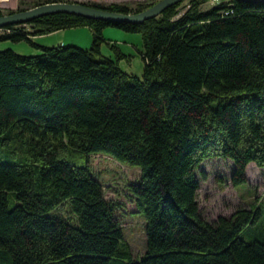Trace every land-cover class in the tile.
<instances>
[{
  "label": "trees",
  "instance_id": "16d2710c",
  "mask_svg": "<svg viewBox=\"0 0 264 264\" xmlns=\"http://www.w3.org/2000/svg\"><path fill=\"white\" fill-rule=\"evenodd\" d=\"M159 1L84 5L139 14ZM187 1L138 25L56 14L3 29L0 42L42 53L0 51V264H264V203L211 223L197 175L207 160L232 161L236 188L249 165L264 169V4ZM107 27L142 35V78L121 69L118 46L117 59L102 56ZM74 28L92 31L91 49L32 41ZM97 154L142 171L130 189L147 222L144 257L119 204L75 164Z\"/></svg>",
  "mask_w": 264,
  "mask_h": 264
},
{
  "label": "rangeland",
  "instance_id": "374dc122",
  "mask_svg": "<svg viewBox=\"0 0 264 264\" xmlns=\"http://www.w3.org/2000/svg\"><path fill=\"white\" fill-rule=\"evenodd\" d=\"M36 0H0V10L3 16L12 15L24 9L30 10ZM60 3H80L90 5H111L129 4L134 6L138 3L149 2L150 0H59ZM227 1V0H226ZM188 1L180 7L185 12ZM43 5V4H42ZM41 6V5H40ZM211 3L202 6V10L208 11L212 8ZM133 7V8H134ZM185 10V11H184ZM33 32L30 26L26 28ZM4 30H0V35ZM102 45V56L117 59L112 45L119 47L121 52L128 56L120 62L121 69L127 74L143 77L145 62L143 59L144 42L141 34L127 33L115 27H107L104 30ZM32 41L40 47L52 48L59 46H75L83 49H91L94 36L89 28H74L61 30L45 36H36ZM12 50L23 56H36L42 50L28 42H0V51ZM75 164L88 165L92 170L95 179L101 182L105 189V196L118 205V213L123 218L122 226L125 230L126 242L129 243L134 259L144 257L147 253L146 219L138 211L132 199L130 187L139 184L142 177L140 167L125 164L105 154L85 156ZM233 162L218 159L207 160L197 171L200 181L199 202L202 213L206 220L211 223L219 217H230L241 208H250L258 202L264 203V169L256 164H251L247 169L249 184L234 187L231 183ZM70 208V202H67ZM64 203V205H67ZM68 207H63L59 214H66ZM74 217V216H73ZM68 220L67 216L62 217ZM75 221H77L76 217Z\"/></svg>",
  "mask_w": 264,
  "mask_h": 264
},
{
  "label": "water",
  "instance_id": "95a60500",
  "mask_svg": "<svg viewBox=\"0 0 264 264\" xmlns=\"http://www.w3.org/2000/svg\"><path fill=\"white\" fill-rule=\"evenodd\" d=\"M185 0H161L150 9L139 14H124L93 8L80 3H51L0 17V30L9 26L27 25L39 18L56 14L80 16L90 20L104 21L114 24H143L148 20L158 18L167 9ZM252 4H264V0H238Z\"/></svg>",
  "mask_w": 264,
  "mask_h": 264
},
{
  "label": "bare ground",
  "instance_id": "6f19581e",
  "mask_svg": "<svg viewBox=\"0 0 264 264\" xmlns=\"http://www.w3.org/2000/svg\"><path fill=\"white\" fill-rule=\"evenodd\" d=\"M225 1H226V0H225ZM209 3H211V5L214 6V5H216V4H220V3H222V2H213V3H212V0H211V1H209ZM206 11H207V10H206Z\"/></svg>",
  "mask_w": 264,
  "mask_h": 264
},
{
  "label": "built area",
  "instance_id": "2783aa9c",
  "mask_svg": "<svg viewBox=\"0 0 264 264\" xmlns=\"http://www.w3.org/2000/svg\"><path fill=\"white\" fill-rule=\"evenodd\" d=\"M213 2H223V0H212V3ZM226 14L228 15L229 13L227 12Z\"/></svg>",
  "mask_w": 264,
  "mask_h": 264
}]
</instances>
